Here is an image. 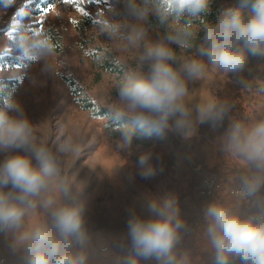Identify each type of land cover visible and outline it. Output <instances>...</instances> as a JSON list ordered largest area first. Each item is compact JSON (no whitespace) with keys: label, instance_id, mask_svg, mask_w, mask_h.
<instances>
[{"label":"clouds","instance_id":"9594fccd","mask_svg":"<svg viewBox=\"0 0 264 264\" xmlns=\"http://www.w3.org/2000/svg\"><path fill=\"white\" fill-rule=\"evenodd\" d=\"M251 4L253 14L245 17L241 8L228 9L208 23L203 17L210 0H127L131 16L143 20L154 14L169 23V43L191 48L197 30L184 18L200 19L204 32L198 56L177 61L168 44L145 46L142 60L148 71L134 72L118 83V94L133 117L123 127L125 147L134 138L161 133L174 127L191 136L193 121L214 126L225 118L228 107L208 101L191 109L186 103L190 81L201 79L211 69L224 75L242 73L248 55H264V0H241ZM184 20L183 23L181 21ZM104 30L116 31L109 21ZM143 38V29L133 27L130 39ZM19 59L38 62L50 56L55 45L43 30L21 33L15 40ZM199 57H204L201 59ZM173 67V63H177ZM0 108V241L21 264H91V236L86 227V204L62 178L60 160L47 147L35 143L33 125L18 101L4 97ZM171 122V123H170ZM223 147L238 157L245 168L238 176L241 197L252 204L247 214L217 202L204 208L206 234L211 245V264H264V120L245 127L236 122L225 133ZM59 151L71 154L70 140ZM152 152L141 154L137 164L142 179L156 169ZM149 216L129 209L127 255L119 264H139L154 259L157 264H191L187 253L177 252L186 222L175 196L149 198ZM34 217H41L33 222Z\"/></svg>","mask_w":264,"mask_h":264},{"label":"rangeland","instance_id":"374dc122","mask_svg":"<svg viewBox=\"0 0 264 264\" xmlns=\"http://www.w3.org/2000/svg\"><path fill=\"white\" fill-rule=\"evenodd\" d=\"M33 1L8 0L0 4V55L19 56L15 40L22 30L29 29L28 26L33 30L30 34L43 30L50 36L55 45L54 51L50 56L26 66L0 63V77L21 78L13 99L20 103L24 115L33 125L35 143L57 155L62 178L70 183L86 204L85 220L91 236V264H119L124 255L114 248L113 242L130 241L127 235L129 209L147 218L149 198L172 195L178 200L185 191L189 168H199L195 166L197 156L209 167L236 166L240 173L245 165L223 147L225 134L200 141V123L194 120L191 136L183 135L174 127L167 128L182 139H192V146L187 151L188 164L182 163L173 166L165 174L142 179L137 164L139 156L147 151H151L152 156L169 153L172 144L133 140L130 147H125L122 134L115 137L108 133L106 125L109 117H94L75 104L69 89V79L81 88L83 94L111 108L115 115L132 117L119 98L118 83L134 72L148 71L149 65L142 60L145 46L163 41L173 49L179 61L185 57L198 56L203 42L193 45L190 50H182L176 44L169 43L166 37L171 31L170 26L160 23L151 13L143 20L135 19L128 12L127 0H100L98 3L95 0H54L50 7L52 10L46 15H36L30 11L35 8L30 5ZM221 3L223 13L238 8L241 0H221ZM84 9L90 15L82 14ZM104 20L116 26L114 33L104 30ZM134 26L143 29L142 39H130ZM199 58L206 62V58ZM106 61L116 63L121 71H108L103 66ZM177 66L178 62L173 63V67ZM231 81L229 74L209 69L203 78L189 82L187 105L194 112L199 104L208 101L217 103L218 92ZM256 82L257 87L240 91V106L229 117V127L236 122L250 127L264 120V75H258ZM66 140H70L75 147L71 154L59 151V146ZM0 158H3L2 155ZM219 193L220 189L216 196ZM216 198L218 202L220 197ZM206 206L199 209L190 197L186 198L183 205L179 206L186 225L192 217L200 215L206 226ZM224 206L240 208L233 201ZM247 207L254 210L252 206ZM40 218L34 217L33 222ZM189 228L196 237L199 236L198 228H193V224ZM205 238L209 243L208 257L211 259L210 241L207 235ZM180 251L183 252V247ZM184 253L189 255L190 252ZM1 258L5 261L0 264H21L2 241ZM197 259L193 264H204ZM139 264H157V261L150 259Z\"/></svg>","mask_w":264,"mask_h":264},{"label":"trees","instance_id":"16d2710c","mask_svg":"<svg viewBox=\"0 0 264 264\" xmlns=\"http://www.w3.org/2000/svg\"><path fill=\"white\" fill-rule=\"evenodd\" d=\"M8 0H0V4L6 3ZM54 3V0H34L32 2V8L30 11L32 13L38 15L42 13V9L44 7H51ZM241 8L242 14L245 17H249L253 14L251 4L247 6L241 7V4L238 6ZM223 8L221 0H210L209 10L207 14L203 17V20L208 23H216L218 17L222 14ZM186 19L194 29L197 30L194 39L192 40V45H197L203 42L204 32L199 30L202 28V21L200 19L193 18H184ZM184 20L181 21L183 23ZM163 25L167 26L169 23H164ZM29 29L22 30V33L27 32L30 34L33 30H30L31 26H28ZM27 27V28H28ZM169 33V32H168ZM190 50V48H189ZM0 63L2 64H11V65H22L26 66L30 63L23 62L19 59L18 55L15 54H1L0 55ZM103 66L108 69V71L120 72L121 69L117 67L116 63L112 62H103ZM264 55L252 56L248 55L246 68L242 73L239 74H229L231 83L225 87L224 89L218 92V102L217 104H226L228 107L227 114L223 121L219 122L217 125H213L210 122L200 124L199 130V140L205 141L209 139H213L217 136H221L228 131L229 128V117L232 115L235 108L240 106L239 99L241 97L240 91L242 89L254 88L257 87L256 77L258 75H264ZM21 82V78L18 76L13 77H0V108L3 107L4 97L12 98L16 94L19 85ZM69 89L71 95L74 99V102L80 108L90 112L94 117H109L108 123L106 125L107 131L112 136H119L122 134L123 127L132 126L133 125V117L130 116H118L115 115V112L106 106L96 103L93 101L87 94H83V91L80 87L75 85V82L69 79ZM133 140L142 142V143H152L154 141L159 143H171L173 148L171 152L166 154H158L156 156H152L150 163L156 169L155 174H165L169 172L173 166L180 165L182 163L188 164V148L192 146V139L186 138L182 139L178 135H176L171 130L167 128L164 129L159 134H152L151 136H140L134 138ZM200 153V151H199ZM195 166H199V168L194 169L192 167L189 168V176L185 180V188L184 192L180 194L178 198L179 206L183 205V202L186 201V198L190 197V199L195 203V205L200 209L205 205L216 202L218 199L216 197H220L217 203L222 205L227 204L229 201H233L238 203L240 208H237L238 211L247 214L250 211L247 206H245L244 202L236 197L229 194V190L235 186H239L238 176L240 174V170L236 166H216L209 167L205 164L200 157L195 158ZM215 175L217 177V183L220 189V193L218 196H201L198 194L197 186L198 184L206 177ZM223 192L225 194L221 195ZM243 203H242V202ZM195 220H198L200 223L199 228V236H195V233L192 232L189 228L191 224H194ZM204 220L200 215L194 216L191 218L187 226L188 232H182V239L180 244L177 246V252L183 254L184 251H189V258L191 264L197 261L199 258V262H203L204 264H211V259H209L208 251H209V243L205 238L206 234V226L203 224ZM189 237V239L187 238ZM114 248L117 249L122 255L126 256L128 252V248L130 246V241H114ZM181 247H183V252L180 251ZM145 260H141L140 262H144Z\"/></svg>","mask_w":264,"mask_h":264},{"label":"built area","instance_id":"2783aa9c","mask_svg":"<svg viewBox=\"0 0 264 264\" xmlns=\"http://www.w3.org/2000/svg\"><path fill=\"white\" fill-rule=\"evenodd\" d=\"M218 189H219V186H218V183H217V177L215 175H212V176L204 178L197 186L198 194L201 195V196H216V193H217ZM229 194L232 195V196H236V197L240 198L244 202L245 205L252 206V204L249 201H246V200H244L241 197L240 185L231 188L229 190ZM200 226L201 225L198 222V220H195V222L193 224V228H198L199 229ZM188 231H186V232H188ZM4 261H5L4 258L0 259V263H3Z\"/></svg>","mask_w":264,"mask_h":264},{"label":"snow or ice","instance_id":"6c2138e0","mask_svg":"<svg viewBox=\"0 0 264 264\" xmlns=\"http://www.w3.org/2000/svg\"><path fill=\"white\" fill-rule=\"evenodd\" d=\"M65 2V0H64ZM89 2H93V0H89ZM95 2H100V0H95ZM52 9L47 6V7H44L41 11H42V14L46 15L48 12H50ZM82 14H87V15H90L89 13H87V11L84 9V11L82 12ZM42 23V22H41Z\"/></svg>","mask_w":264,"mask_h":264},{"label":"crops","instance_id":"0c3cea01","mask_svg":"<svg viewBox=\"0 0 264 264\" xmlns=\"http://www.w3.org/2000/svg\"><path fill=\"white\" fill-rule=\"evenodd\" d=\"M233 209H234V210H237V209H236V206H233Z\"/></svg>","mask_w":264,"mask_h":264}]
</instances>
